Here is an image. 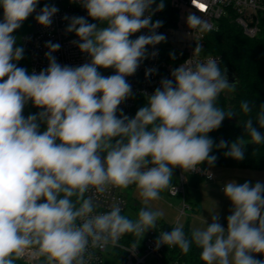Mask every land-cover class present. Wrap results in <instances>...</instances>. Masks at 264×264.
Masks as SVG:
<instances>
[{
	"label": "clouds",
	"instance_id": "clouds-1",
	"mask_svg": "<svg viewBox=\"0 0 264 264\" xmlns=\"http://www.w3.org/2000/svg\"><path fill=\"white\" fill-rule=\"evenodd\" d=\"M39 2L0 0V264L25 257L41 264H91L90 249L117 246L127 234L143 237L164 215L142 207L133 220L119 204L98 212L97 194L135 185L147 205L160 199L162 190L176 193L173 169L200 171L212 179L214 147L227 148L226 157L243 161L246 145L264 144V135L249 116L243 123L249 140L243 135L231 144L215 143L208 136L237 114L216 106L219 95L234 84L219 57L194 62L202 51L199 43L192 58L172 69L170 79L162 78L152 94H145L147 103L134 117L124 114L119 106L133 96L126 78L144 60L156 58L158 52L149 53L148 46L166 41L157 32L163 21L153 22L154 13L165 8L164 0H72L99 22L63 18L68 21L65 31L78 37L71 43L90 62L62 66L53 56L61 45L48 41V67L29 74L18 66L25 50L16 46L14 32L33 13L47 28L59 12L49 4L37 12ZM186 23L202 32L213 28L195 14ZM143 29L147 34L130 39ZM99 68H112L115 74L104 76ZM156 71L147 69L145 75ZM29 101L41 110L25 117ZM240 108L245 114L253 110L248 101ZM255 123L264 128V105ZM41 124L46 126L42 132ZM204 163L207 169L200 168ZM222 191L232 204L226 227L218 213L190 236L177 224L159 234L156 248L176 246L186 254L194 244L204 264H264V258H257L264 257V183L229 181Z\"/></svg>",
	"mask_w": 264,
	"mask_h": 264
},
{
	"label": "built area",
	"instance_id": "built-area-1",
	"mask_svg": "<svg viewBox=\"0 0 264 264\" xmlns=\"http://www.w3.org/2000/svg\"><path fill=\"white\" fill-rule=\"evenodd\" d=\"M159 2L160 0H156V3ZM45 4L55 5L59 9V12L52 18L51 26L45 28L38 24L34 18L36 13H33L31 15L32 28L20 35H16L14 32L17 37L16 46H23L25 50L24 57L18 62V66L27 69L29 74L33 70L39 73L41 70L46 69L48 60L45 57V53L48 49L45 44L48 41L61 45L60 49L53 53V56L62 66H79L90 62V57L71 43V41L77 40L78 37L75 33H67L65 31L68 21L63 19L65 16L69 18L80 16L87 18L89 21L86 9L80 4L72 2V0H40L36 11L39 12L40 8ZM169 5L176 11L175 18H172L169 24H164L166 20L163 10L155 12L153 15V22L156 20L163 21V26L157 29V32L166 36L165 42L154 47L148 46L149 53L157 51L158 55L154 59L144 60L136 73L126 78L132 86L133 96L119 107L129 117H134L140 108V102L147 100L145 94H152L160 86L162 78L170 79L172 69L192 58L198 43L201 46L203 45L204 35L207 31L202 32L197 29H190L186 23V18L189 14L202 16L203 19L209 20L213 26L212 30L217 27L221 17L230 15L240 26L242 32L249 37L257 35L264 23V0H169ZM153 8H155V4ZM2 19L3 9L0 8V21ZM141 34H147V30L143 29L133 34L130 39H135ZM170 53H174L175 59L172 58ZM208 57H219V60L222 61L219 54H204L202 51L194 56L193 60L194 62H199L206 60ZM150 68H155L157 71L146 77L145 72ZM200 168L207 169L208 165H200ZM190 173H195L205 180H210L203 172ZM183 177L182 170L177 168V181L172 184L176 188V193L167 189L169 195L177 196L184 193ZM97 196L100 205L97 209L98 212H107L114 204H119L122 208V214H124L126 199L121 194V188H110L105 194H97ZM186 207L188 205L183 202L180 208L181 212ZM176 226L174 224L169 227L151 229L142 237L139 243L126 244L121 238L117 246H109L104 250L90 249L93 252L91 264H102L107 257L115 252L117 254L122 252L121 260L117 264H165L163 254L166 248L171 246L161 245L157 249L155 241L161 232H170ZM133 245L137 247L134 251H131ZM21 260L31 264L38 262L28 257Z\"/></svg>",
	"mask_w": 264,
	"mask_h": 264
},
{
	"label": "trees",
	"instance_id": "trees-1",
	"mask_svg": "<svg viewBox=\"0 0 264 264\" xmlns=\"http://www.w3.org/2000/svg\"><path fill=\"white\" fill-rule=\"evenodd\" d=\"M165 8L163 9L164 24H169L172 18H175L176 11L169 5V0H164ZM202 53L219 54L222 58L221 68H225L234 76V88L231 91L222 92L217 101L216 106L224 110L232 109L237 116L231 119L226 118L219 129L208 133V136L219 143L221 140L227 141L229 144L235 141L240 136L247 137L243 123L251 116L254 120V127L264 135V128H259L255 123V116L260 111V106L264 105V23L257 35L249 37L245 35L240 26L234 19L228 15L223 16L217 23V27L211 31H207L204 35ZM98 71L104 76L115 74L114 69L99 68ZM231 83V82H230ZM242 101H248L253 110L250 114L242 112L240 105ZM147 100L140 102V107L144 106ZM28 106L23 110V115L27 117L40 111V109L33 106L29 101ZM45 125L41 124V132L45 130ZM59 142V141H58ZM228 149L213 148L210 155H215L217 160L215 165L234 168H250L253 170L264 171V144L255 145L247 144L245 148V158L243 161H236L232 158L226 157L224 152ZM202 165H207L206 163ZM177 181V168L173 169V176L171 183ZM167 190V189H166ZM126 199V206L133 203ZM136 212L142 208L140 204H134ZM125 216L132 219L124 212ZM134 220V219H133ZM157 224L169 227L171 224H166L161 218L158 219ZM186 235L190 236L191 229L185 225L183 227ZM142 237H136L132 234H127L122 237V241L126 244L139 243ZM201 249L194 244L191 246L188 253H183L178 247L171 246L166 248L163 254V261L165 264H204L200 258ZM120 254L112 253L107 257L102 264H117L122 257ZM259 258H264L258 255ZM16 264H31L23 260H17ZM34 264H41L40 261Z\"/></svg>",
	"mask_w": 264,
	"mask_h": 264
},
{
	"label": "rangeland",
	"instance_id": "rangeland-1",
	"mask_svg": "<svg viewBox=\"0 0 264 264\" xmlns=\"http://www.w3.org/2000/svg\"><path fill=\"white\" fill-rule=\"evenodd\" d=\"M90 19V23H99L93 19ZM32 28L31 16H29L22 24V27L15 31L16 35L28 32ZM28 106L25 105L24 109ZM222 166H213L210 170L214 175V179L205 180L199 178L195 173H184V193L172 196L169 195L167 190H162L160 193V199L149 201L147 205L143 204L135 185L129 186L127 189H122L121 192L125 199H130L133 204H128L125 208V213L132 219L138 218V213L133 207L134 203L138 202L147 208L152 210L162 211L164 215L160 217L166 224H179L183 227L187 225L191 230L196 228L203 229L207 224L212 222L211 216L218 213L220 216V223L226 227V217L231 214L232 204L231 201L224 195L222 191L226 182L235 181L239 184L245 181H251L253 184L257 181L264 183L263 176H258L255 170L247 169H233L232 174L219 173L214 168ZM229 169L227 167H222ZM237 171V172H236ZM240 171V172H239ZM255 173V174H253ZM184 199L190 207H186L183 212L180 210L181 200ZM206 221V225L204 223ZM149 229L148 231H150ZM147 231V232H148ZM144 234V236L147 234Z\"/></svg>",
	"mask_w": 264,
	"mask_h": 264
},
{
	"label": "crops",
	"instance_id": "crops-1",
	"mask_svg": "<svg viewBox=\"0 0 264 264\" xmlns=\"http://www.w3.org/2000/svg\"><path fill=\"white\" fill-rule=\"evenodd\" d=\"M89 23H90V19H89V21H88ZM222 167H224V166H222ZM222 167H217V168H214V170H217V172H219V173H226L227 175H230V174H232V172H235V171H232L233 169H230V168H234V167H227V168H229V169H224V168H222ZM237 169H247V170H249L250 168H237ZM250 170H253V169H250ZM211 171V170H210ZM257 173L256 174H258V176H263V173H264V171H258V170H255ZM237 172V171H236ZM240 172V171H239ZM253 174H255V173H253ZM199 178H202V177H200L199 176ZM212 179H214V175H213V178ZM211 179V180H212ZM183 180H184V177H183ZM183 182V181H182ZM183 185H184V182H183ZM121 194H122V196H123V193L121 192ZM124 197V196H123ZM130 201V200H129ZM183 202H185V200L184 199H182L181 200V203H180V208H181V204L183 203ZM132 203H133V201H132ZM186 203V202H185ZM135 204V203H134ZM137 204H140L139 202L137 203ZM187 204V203H186ZM188 205V207H190L189 206V204H187ZM140 207H145V206H142L141 204H140ZM174 225V224H173ZM177 225V224H176ZM157 227H164V226H162V225H158L157 224V226H156V228Z\"/></svg>",
	"mask_w": 264,
	"mask_h": 264
},
{
	"label": "water",
	"instance_id": "water-1",
	"mask_svg": "<svg viewBox=\"0 0 264 264\" xmlns=\"http://www.w3.org/2000/svg\"><path fill=\"white\" fill-rule=\"evenodd\" d=\"M226 75H227V78H228L229 82L232 83L234 81L233 74L231 72H229V71H226Z\"/></svg>",
	"mask_w": 264,
	"mask_h": 264
}]
</instances>
